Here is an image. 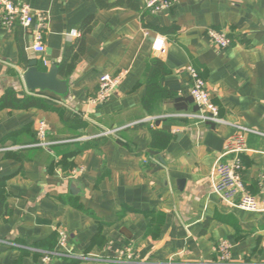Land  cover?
<instances>
[{"label": "crops", "instance_id": "obj_1", "mask_svg": "<svg viewBox=\"0 0 264 264\" xmlns=\"http://www.w3.org/2000/svg\"><path fill=\"white\" fill-rule=\"evenodd\" d=\"M12 1L48 13L49 24L44 53L33 50L31 30L0 24V99L10 92L18 105L32 95L23 80L31 62L48 71L78 56L71 74H59L65 96L40 93L54 107L0 108V264H111L126 249L139 264H220L222 241L234 263L264 264V212L230 207L213 190L233 125L264 130V0H178L158 15L147 0ZM208 29L226 32L231 47H215ZM158 36L161 54L152 50ZM189 66L224 122L194 118ZM121 73L114 95L93 105L100 77ZM149 81L158 90L147 110ZM40 121L51 146L33 154ZM154 131L169 136L164 148H153ZM246 145L242 182L261 199L264 137L249 134ZM59 229L85 259L43 261Z\"/></svg>", "mask_w": 264, "mask_h": 264}, {"label": "built area", "instance_id": "obj_2", "mask_svg": "<svg viewBox=\"0 0 264 264\" xmlns=\"http://www.w3.org/2000/svg\"><path fill=\"white\" fill-rule=\"evenodd\" d=\"M178 4V0H147L146 9L153 15L161 14L173 9ZM0 24L5 29L11 31L16 25H20L32 31L33 50L36 53H44L45 47L43 34L49 24V15L43 11H36L29 5L18 4L12 0H0ZM207 37L211 43L225 50L231 47L232 39L224 31L215 29L207 30ZM166 49V41L162 36L156 37L153 42L152 50L156 54H161ZM187 73L191 79L192 86L190 90L191 98L198 107V113L194 118L200 122H224L219 117V107L213 102L208 91L207 83L200 76L198 71L189 66ZM125 73L118 76L104 74L99 79V87L96 96L91 99L93 105H99L107 102L116 92ZM42 92L32 93L43 96L53 102L57 100L40 94ZM235 132L226 141L224 152L221 158L216 162L213 168V190L215 194L230 207H235L248 212H264V192L261 199L251 195L242 182V160L241 154L248 151L246 145V136L255 134L264 137V130L257 131L240 125H233ZM113 133L105 132L104 136H110ZM36 135L38 138L37 147L48 148L51 143L48 141V126L45 121L38 122L36 126ZM231 157V162H222L224 157ZM81 172V171H80ZM79 172L73 171L71 178H76ZM217 257L220 264H236L232 260V247L227 241H222L218 246ZM56 258L85 259V257L75 255L69 248V235L64 229L58 230V243L54 251L44 252L43 261L51 262ZM111 264H139L135 260V255L128 249L121 251L111 260Z\"/></svg>", "mask_w": 264, "mask_h": 264}, {"label": "trees", "instance_id": "obj_3", "mask_svg": "<svg viewBox=\"0 0 264 264\" xmlns=\"http://www.w3.org/2000/svg\"><path fill=\"white\" fill-rule=\"evenodd\" d=\"M77 56L78 55H74V54H71L69 56L72 58V63H68L69 58H67L65 61H63L61 63V66L59 68V74L61 76L69 75L74 71V69H75L74 61L77 59ZM156 65H157V71L156 72H159V70L160 71L164 70V65L162 62H159ZM40 68H41V70H44V69H42V67H40ZM153 69H155V67ZM153 72H155V71H153ZM150 73H151V71L148 72V76H147L149 80H150ZM148 83H149V97L146 101L145 107L147 108V110H150V109H152V106H153V103L155 100V95H156V94H154V97H153L150 93H152V92L155 93V90L156 89L158 90V87L156 86V84L152 83L151 81H149ZM10 98H11V94H10V92H7L4 95V97L2 99H0V102H3V105H1V103H0V108H4V107H13L14 108L15 107V108H20V109H29V108L50 109L51 107H54L53 105L49 104V101H51V100L46 99L45 97L39 96L36 94L29 95L24 100H22L18 105L10 104L11 103V102L9 103ZM78 137L79 136H77L75 138H78ZM169 140H170L169 136L166 133L159 132V131L153 132V148H164L167 145V143L169 142ZM37 144H38V138H37V135L35 134L33 143L31 144V145H34L35 147H32V149H30V152H34L33 154H38L45 149L42 147H37L36 146ZM45 150H47V148ZM22 151H24V150H21L18 152L23 153ZM27 151H29V150H27ZM33 154H30V155H33ZM67 159H68V157H65L64 159H62L61 164H62V167L65 171H71L74 168V166H73V164L69 163ZM57 243H58V234H57V240L54 242L53 247H51L49 249H45V250L41 249V250H43L41 253V256L42 257L44 256V252L54 251L56 246H57ZM23 252L28 254L27 251H23Z\"/></svg>", "mask_w": 264, "mask_h": 264}, {"label": "water", "instance_id": "obj_4", "mask_svg": "<svg viewBox=\"0 0 264 264\" xmlns=\"http://www.w3.org/2000/svg\"><path fill=\"white\" fill-rule=\"evenodd\" d=\"M23 80L31 93L50 92L61 97L68 93V85L59 78L57 66H53L48 71H41L38 62L33 61L24 74Z\"/></svg>", "mask_w": 264, "mask_h": 264}]
</instances>
